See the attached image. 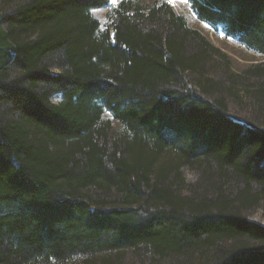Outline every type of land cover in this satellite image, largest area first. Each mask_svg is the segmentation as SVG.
Segmentation results:
<instances>
[{"label": "trees", "instance_id": "16d2710c", "mask_svg": "<svg viewBox=\"0 0 264 264\" xmlns=\"http://www.w3.org/2000/svg\"><path fill=\"white\" fill-rule=\"evenodd\" d=\"M185 1L264 56V0ZM109 2L0 0V264H264V62Z\"/></svg>", "mask_w": 264, "mask_h": 264}, {"label": "rangeland", "instance_id": "374dc122", "mask_svg": "<svg viewBox=\"0 0 264 264\" xmlns=\"http://www.w3.org/2000/svg\"><path fill=\"white\" fill-rule=\"evenodd\" d=\"M120 0H116L113 4L112 0L109 6H115ZM144 4H149L153 0H140ZM157 3L167 4L177 15L186 19L191 29L200 31L202 35L216 48L220 49L223 53L228 55L232 62V68L235 71H241L250 64L263 63L264 56L247 50L244 46L240 45L235 39L226 37L221 28H213L209 25L198 21L192 14L188 2L185 0H154ZM109 7L93 11V15L103 25L106 21V13ZM232 114L231 112H229ZM114 126L116 123L113 124ZM116 127V126H115ZM183 174L188 183H193L196 179L195 174L183 169ZM248 220L264 227V214L258 210L248 217Z\"/></svg>", "mask_w": 264, "mask_h": 264}, {"label": "snow or ice", "instance_id": "6c2138e0", "mask_svg": "<svg viewBox=\"0 0 264 264\" xmlns=\"http://www.w3.org/2000/svg\"><path fill=\"white\" fill-rule=\"evenodd\" d=\"M112 3L115 4L116 3V0H112Z\"/></svg>", "mask_w": 264, "mask_h": 264}]
</instances>
